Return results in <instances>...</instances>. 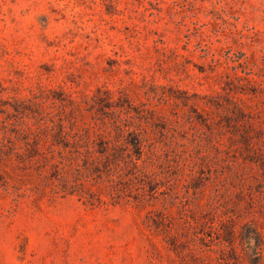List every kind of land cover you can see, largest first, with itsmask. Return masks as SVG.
<instances>
[{"label":"rangeland","instance_id":"obj_1","mask_svg":"<svg viewBox=\"0 0 264 264\" xmlns=\"http://www.w3.org/2000/svg\"><path fill=\"white\" fill-rule=\"evenodd\" d=\"M58 123L138 132L145 190L42 188ZM0 264H264V0H0Z\"/></svg>","mask_w":264,"mask_h":264},{"label":"trees","instance_id":"obj_2","mask_svg":"<svg viewBox=\"0 0 264 264\" xmlns=\"http://www.w3.org/2000/svg\"><path fill=\"white\" fill-rule=\"evenodd\" d=\"M74 126L70 125L67 129L63 123H58V128L51 132L53 138L47 146L50 155L45 156L50 170L45 175V181L41 184L42 188L43 185L50 183L54 192L62 191L80 195L88 193L90 198H95L97 194L93 190L85 189L88 186L85 184V179L81 177L97 173L100 171L99 163H102L105 171L103 175L99 173V176L104 184L103 189L112 202H118L133 191L140 193L139 188L145 190L144 186L140 185L142 182L137 184L133 180L140 178L148 170L145 142L138 132L130 131L129 136L123 138L121 134L123 129L118 125L105 129L90 124L76 128ZM51 129L54 128L51 127ZM26 138L27 135L17 137L13 143L17 147H22L23 144L28 143ZM33 141L36 142V139ZM37 149V146L33 147V151ZM17 155L20 156V153ZM98 198L104 201L102 197ZM229 234L234 236L235 231ZM240 238L243 246L246 243L245 246L249 248L250 240L254 239L256 241L254 251L262 253L263 237L257 229L247 237L240 235Z\"/></svg>","mask_w":264,"mask_h":264}]
</instances>
